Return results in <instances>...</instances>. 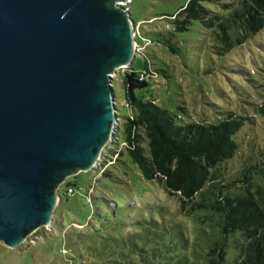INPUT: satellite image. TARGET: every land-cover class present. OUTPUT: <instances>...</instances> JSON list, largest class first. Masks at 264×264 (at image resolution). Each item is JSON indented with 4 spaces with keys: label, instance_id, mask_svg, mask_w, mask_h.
Masks as SVG:
<instances>
[{
    "label": "water",
    "instance_id": "water-1",
    "mask_svg": "<svg viewBox=\"0 0 264 264\" xmlns=\"http://www.w3.org/2000/svg\"><path fill=\"white\" fill-rule=\"evenodd\" d=\"M133 0H0V241L51 225L68 178L119 130L114 90L137 56Z\"/></svg>",
    "mask_w": 264,
    "mask_h": 264
},
{
    "label": "rangeland",
    "instance_id": "rangeland-1",
    "mask_svg": "<svg viewBox=\"0 0 264 264\" xmlns=\"http://www.w3.org/2000/svg\"><path fill=\"white\" fill-rule=\"evenodd\" d=\"M187 1L133 0L126 4L137 23V56L131 66L144 70L148 61L151 69L147 75L151 86L138 90L137 95L156 100L179 114L183 122L217 123L229 116L244 117L245 125L235 137L239 148L248 150L249 142L264 146V116L258 112L264 104V29L242 47L220 56L210 30L200 21L190 31L174 35V20ZM204 5L214 13L224 12L219 4ZM170 35L181 45V55L162 42ZM127 69L119 70L113 81L120 114L118 140L106 145L95 168L67 179L77 184L73 195H67L62 185L51 225L39 227L15 248L0 241V264L95 263L102 237L128 239L133 232L138 246L156 244V235L168 238L175 234L162 251L166 255L173 243L182 247V239L192 247L197 229L207 227L193 211L192 201L182 208L180 199L170 195L162 182L146 180L129 156L124 125L133 117L125 102L123 73ZM243 186L238 182L234 191ZM143 220L149 224L147 230L134 225ZM197 250L201 258L199 254L205 252Z\"/></svg>",
    "mask_w": 264,
    "mask_h": 264
},
{
    "label": "trees",
    "instance_id": "trees-1",
    "mask_svg": "<svg viewBox=\"0 0 264 264\" xmlns=\"http://www.w3.org/2000/svg\"><path fill=\"white\" fill-rule=\"evenodd\" d=\"M204 2L219 4L224 12L214 13ZM197 21L210 30L216 54L225 56L264 29V0H188L176 15L174 35L190 31ZM162 42L182 54L171 35ZM146 63L144 70L130 66L123 73L125 102L133 117L124 125L126 150L142 176L162 182L170 195L180 199L182 208L192 201L193 211L207 227L197 229L192 247L180 237L182 247L175 242L166 255L162 251L175 234L156 235V244L141 246L135 244L136 232L128 239L105 236L101 250L94 254L95 263L90 264H201V258L204 264H264V146L249 142L248 150L239 148L235 137L245 125L244 117L183 122L156 100L138 96V90L151 86ZM258 112L264 116V104ZM238 182L244 186L234 191ZM65 185L67 195H72L70 188L76 191V182L68 180ZM137 224L148 229L145 220ZM198 248L205 252L199 254L201 258L196 256Z\"/></svg>",
    "mask_w": 264,
    "mask_h": 264
},
{
    "label": "built area",
    "instance_id": "built-area-1",
    "mask_svg": "<svg viewBox=\"0 0 264 264\" xmlns=\"http://www.w3.org/2000/svg\"><path fill=\"white\" fill-rule=\"evenodd\" d=\"M136 39H137V34H136ZM75 192L76 191L73 188H70L68 194H72L73 195Z\"/></svg>",
    "mask_w": 264,
    "mask_h": 264
}]
</instances>
